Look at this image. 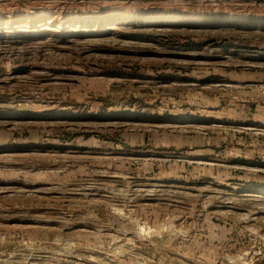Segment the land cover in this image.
I'll use <instances>...</instances> for the list:
<instances>
[{
  "label": "rangeland",
  "instance_id": "374dc122",
  "mask_svg": "<svg viewBox=\"0 0 264 264\" xmlns=\"http://www.w3.org/2000/svg\"><path fill=\"white\" fill-rule=\"evenodd\" d=\"M0 264H264V0H0Z\"/></svg>",
  "mask_w": 264,
  "mask_h": 264
}]
</instances>
